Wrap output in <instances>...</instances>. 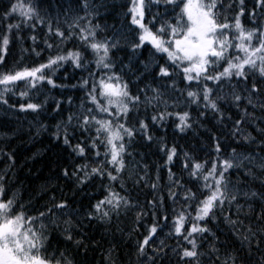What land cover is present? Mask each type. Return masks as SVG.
I'll return each mask as SVG.
<instances>
[{"label": "snow or ice", "instance_id": "6c2138e0", "mask_svg": "<svg viewBox=\"0 0 264 264\" xmlns=\"http://www.w3.org/2000/svg\"><path fill=\"white\" fill-rule=\"evenodd\" d=\"M74 3V8L61 9L64 15L61 20L59 15L53 17L48 12L41 15L40 0H8L5 10L0 13V68L7 63L13 39H25L20 34L22 26L32 31L27 39L35 45L38 39L35 22L46 26V38L42 41L43 49L37 51L34 46L30 51L36 57L43 51L55 54L48 55L41 63L0 71V108L6 113L39 114L47 98L35 101L42 94L45 82L53 88L58 87L48 73H54L68 62L79 69L94 64L95 71H89L88 77L80 82L81 87L88 89L80 109L69 112L64 121L57 122L52 137L62 139L76 157L84 161L64 167L63 177L74 178L77 187L100 179L103 195L95 203L90 202L86 209L83 206L74 209L67 198L57 199L53 192L49 201L41 205L43 211L33 205L35 214H29V205L20 203L15 192L8 195L5 177L0 175V264H74L58 247L48 251L56 229H60L64 242H71L73 232L79 230L71 217L78 211H83L84 218L89 221L110 223L113 217L119 220L133 208L139 209L133 231L139 229L146 217L152 220L151 224L143 225L142 239L136 241V256L141 264H170L169 253L175 255L180 264H204L205 259L208 264H237L238 260L244 259L238 255L241 249L226 250L221 256L220 248L216 247L219 237L208 227L209 222L219 223L221 219L240 244L246 246L249 264H264V248H261L264 224L254 229L251 222L245 225L240 219L243 214L245 219L251 220L252 201L258 197L264 201V193L245 190L248 179H260L264 186V127L260 126L264 125V115H255L256 109L264 113V90L259 86L264 82V0H252L251 8L246 0H163L165 11L154 14L151 9L158 8L161 0H128L125 17L129 18L131 41H127L118 29H113L111 35H100L103 29L99 23H93L97 9L92 0H74ZM149 15L151 18L147 19ZM14 18L15 22H12ZM122 39L126 41L124 48L121 47ZM69 43L73 44L72 48H66ZM128 48L131 49L130 64L126 66L129 71L133 58L138 60L147 48L148 56L138 60L143 71L133 75L137 81L145 76H150L153 81L143 88L137 86L135 92L132 79L125 80L121 75L125 67L123 61L118 69L114 60L115 52ZM13 96L19 99L10 103ZM68 100L71 103L72 98ZM221 103L234 105L239 110L240 118L232 121L228 133L236 146L227 145L229 150L224 155L223 142L214 137L213 158L200 160L184 152L182 167L195 188L182 183V178H177L169 168L167 196L173 205L180 201L172 208L171 218L164 207V196L157 194L161 192L158 175L156 181L149 182L147 176L134 173L137 176L134 183L145 181L153 190V198L146 204L133 201L129 195H121L127 191L124 186V174L129 168L126 157L132 156L128 149L138 134L152 141L151 126H163L173 117L175 127L181 132L191 128L190 111L169 109H188L193 104L202 105L200 117L210 111L221 121L231 119L225 116ZM60 107L61 102L56 101V109ZM249 107L252 112L248 111ZM149 109L151 115H147ZM142 110L146 114L143 119L140 118ZM133 116L136 118L134 125L131 123ZM245 124L248 128L255 126V136L244 128ZM45 127L40 125L37 131ZM70 127L72 133L68 130ZM77 129L83 138L73 144ZM160 151L166 154V165L178 155L176 146L169 147L163 140ZM7 156L10 161L13 159L11 153ZM137 167L133 165V168ZM144 167L146 169L147 165ZM233 172L237 174L236 180L231 177ZM58 214L68 217L63 220V228L58 222ZM256 219L264 222V208ZM165 228L168 232L157 243V237ZM208 235L212 237L211 242L207 240ZM165 239L176 240L175 246L167 244ZM253 242L255 251L260 253L254 262ZM74 243L79 248L84 242L77 239ZM204 243H208L207 249ZM108 259L110 264H115L111 249Z\"/></svg>", "mask_w": 264, "mask_h": 264}, {"label": "trees", "instance_id": "16d2710c", "mask_svg": "<svg viewBox=\"0 0 264 264\" xmlns=\"http://www.w3.org/2000/svg\"><path fill=\"white\" fill-rule=\"evenodd\" d=\"M8 0H0V13L5 10ZM92 3L97 9V15L93 19V23H99L103 29L100 35H111L113 29H118L127 38V41L132 40V34L128 29V19L125 17L128 0H92ZM246 4L251 8L252 0H246ZM70 6L75 7L74 0H40L41 15L44 12L50 13L51 16H60V19H64L63 9L66 11ZM164 12L165 5L163 0L159 7H153L151 13ZM81 15L83 13H80ZM149 15L147 19H150ZM147 19L145 22H147ZM168 19V17H163ZM245 24H247V18H243ZM12 22H15V18ZM35 30V35L38 37L35 45L33 41L27 39L33 33L26 26H22L21 35L25 37L23 41H17L13 39V42L9 46V53L7 55V63L0 68V71L13 68L23 67L25 65L31 66L35 63L44 62L47 56L55 54L54 52L43 51L40 57H36L33 52L30 51L32 47H36L37 51L44 48L43 40L45 37L46 26L39 25ZM107 26V27H105ZM250 26V25H249ZM15 35V33L13 34ZM54 42V41H49ZM73 44L69 43L66 48H72ZM121 47H126V41L121 40ZM23 49H29V51H23ZM144 55H140L138 60L145 59L148 56L147 48L144 50ZM131 54V49L126 51H119L114 53V60L117 63V68L120 69V61H123V67L121 75L125 80L132 79V90L135 92L136 87L143 88L145 84L153 83L150 76H145L142 80L137 81L134 72L143 71V66L138 64L137 58H133L131 61V71L126 67L130 64L128 59ZM91 59V57H89ZM155 59H159L156 57ZM163 62V61H161ZM89 71H95L94 64L86 69L75 68L71 62L63 64L62 67L56 69L54 73H48L52 75L58 87L53 88L51 85H47L41 88V95L35 102H41L47 98V103L44 105L43 110L39 114L12 112L6 113L3 108H0V175L5 177V184L8 189V195L11 196L13 192L20 203L29 205V214H35L32 211L31 206H36L39 210L43 211L41 207L45 202L49 201V197L55 193L57 199L67 198L71 205V208L79 209L83 206L85 209L88 204L95 203L103 195L101 189V180L95 179L86 186L77 187L74 178H64L62 170L64 167H70L73 164H80L84 161L76 157L75 153L71 151V148L63 143V140H56L52 137V132L56 130L55 126L57 122L64 121L69 112H76L80 109L81 102L85 99L88 89L81 87V80L88 77ZM249 82V85L250 86ZM63 85V87H60ZM75 85V87H73ZM155 86V85H154ZM181 88L183 84L179 85ZM262 90H264V82H260ZM244 87V85H241ZM22 89H17L20 91ZM225 91H228L225 89ZM35 95V94H33ZM71 97V103L68 98ZM19 98L13 96L10 103L16 102ZM230 100V97H229ZM56 101L61 102L60 109H56ZM24 102V101H21ZM91 107V105H88ZM244 105H241L243 108ZM199 108V110H198ZM221 108L225 113V116H230L231 119L225 118L223 121L217 119L210 111L204 116L200 117V111H202V105H191L188 109H169V111L176 110H188L192 114L193 126L185 129L181 132L175 127V118L167 120L163 126L155 124L151 126V134L154 139L148 141L142 138V134H138L132 146L128 149L132 153V156L126 157L129 162L128 171L124 174L126 192H121V195H129L133 201H138L140 204H146L147 201L153 198V190L150 187V183L141 181L139 184L134 183L137 179L135 172L139 173V176H147L148 181H156L157 175L160 177L158 184L161 188V192L165 198L164 207L168 209L169 218L172 215V208L178 206L180 201H177L176 205H173L171 199L168 198V186H169V168L176 174L177 178H182V183L187 184L189 187L195 188L190 184L189 176L186 171L183 170L182 162L184 158V152H188L200 160L211 159L215 156L213 145L215 143L214 137H218L225 146V153L227 155V145L235 147L236 144L232 142L228 135L229 130L232 128V121L240 118L239 110L234 105H227L221 103ZM249 112H252L251 107L248 108ZM152 110L149 109L147 115H151ZM255 115L260 117L264 115L259 109H256ZM146 114L143 110L140 113V118H145ZM135 116L131 118V123L135 124ZM178 122V121H176ZM75 123V122H73ZM40 125L46 126L45 129H41ZM264 127V125H260ZM244 128L252 132L255 136V126L248 128L245 124ZM70 133L73 132V128L68 129ZM86 135V134H85ZM81 132L77 129L72 143L75 144L82 139ZM163 140L169 147L175 145L178 155L174 157L171 164L165 163L167 157L164 152L160 151V143ZM255 149V145L252 146ZM11 153L13 159L10 161L7 154ZM138 165L137 168H133V165ZM145 165L147 168L145 169ZM259 175V174H258ZM233 180L237 179L236 173H231ZM107 183V181H104ZM117 191L120 190L119 183H116ZM255 190L259 193H264V186L261 185L260 179L251 180L248 179V183L245 190ZM175 190V189H173ZM47 192V195H45ZM30 202V204H29ZM244 201L241 200V203ZM253 211L250 213L251 220L245 219L244 215L240 216V219L247 225L250 222L253 224L254 229L261 226L264 222L256 219L257 215L264 208V201L260 198H256L252 201ZM69 211V210H66ZM139 209L133 208L128 213L122 214L120 219L112 218L110 223L102 222L99 220L89 221L84 218V212L78 211L71 218L74 223L79 225V230L73 232V241L64 242L60 229L54 231V237L52 246L48 251L51 252L53 248L58 247L65 252V255L74 261V264H110L108 259L109 250L111 249V258L115 261V264H141L136 256V241L142 239V233H144V224H151L150 217H146L141 221L140 227L137 231L132 229L135 226V214ZM227 211V209H226ZM244 212H248V208L245 207ZM232 213H235L233 207ZM59 216V214H58ZM220 218V214H217ZM235 218V215H233ZM68 219L67 216H59L58 222L61 224V228L64 227L63 220ZM208 227L216 233L219 237V242L216 247L220 248V254L223 256L225 251H233L235 249H241L238 255L244 257L243 260H238L237 264H249L247 258V250L245 245H241L236 236L232 233L230 227L226 226L222 219L218 223L217 221H211ZM168 229L165 228L164 232H161L157 237V243L159 239L165 237V233ZM77 239H83V245L77 248L74 243ZM199 239V238H198ZM208 242L212 241L211 235L207 237ZM165 242L170 246H175L176 240L165 239ZM253 262L258 259L260 253L255 251V244L253 242ZM86 246V249H85ZM208 243H204V248L207 249ZM264 248V245H261ZM170 255V264H180L178 258L175 255ZM204 264H208L205 259Z\"/></svg>", "mask_w": 264, "mask_h": 264}]
</instances>
